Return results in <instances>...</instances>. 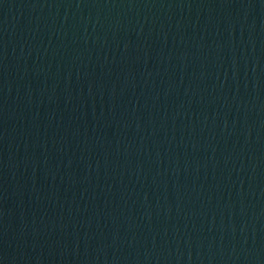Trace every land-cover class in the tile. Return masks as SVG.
<instances>
[{
	"label": "water",
	"instance_id": "1",
	"mask_svg": "<svg viewBox=\"0 0 264 264\" xmlns=\"http://www.w3.org/2000/svg\"><path fill=\"white\" fill-rule=\"evenodd\" d=\"M0 264H264V0H0Z\"/></svg>",
	"mask_w": 264,
	"mask_h": 264
}]
</instances>
